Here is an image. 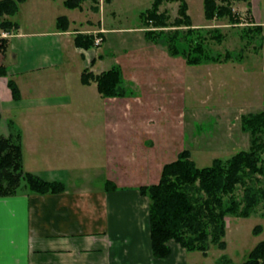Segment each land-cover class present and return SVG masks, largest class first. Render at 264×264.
<instances>
[{
    "label": "crops",
    "instance_id": "0c3cea01",
    "mask_svg": "<svg viewBox=\"0 0 264 264\" xmlns=\"http://www.w3.org/2000/svg\"><path fill=\"white\" fill-rule=\"evenodd\" d=\"M54 5L63 6V0H24L19 12H44L26 20L41 24ZM57 17L47 19L54 25L49 30H26V24L17 22L18 29L11 32L8 77H0V137L9 135L11 122L21 134L23 169L62 183L65 190L38 195L23 189L0 198V264H180L173 260L174 249L184 253L177 244H170V260L153 257L148 199L137 190L157 184L163 166L172 161L164 160L162 144H147L153 139L146 134L152 119L148 113L162 92L153 83L140 86L139 104L134 105L143 112L117 115L115 101L120 98L102 97L95 82L83 84L82 71L97 75L118 65L124 73L130 61L140 66L139 54L132 60L127 44L117 57L115 51L109 58L99 55L88 66L85 50L75 46L72 36L81 32L73 31L71 23L68 31L56 29ZM102 30L104 43L109 33L119 31ZM117 44L115 39L112 45ZM153 54L146 60L162 56ZM8 78L18 87V101L12 99ZM90 101L100 130H84ZM117 123L123 126L116 129ZM132 123L133 131L126 127ZM107 183L117 189L106 190Z\"/></svg>",
    "mask_w": 264,
    "mask_h": 264
},
{
    "label": "rangeland",
    "instance_id": "374dc122",
    "mask_svg": "<svg viewBox=\"0 0 264 264\" xmlns=\"http://www.w3.org/2000/svg\"><path fill=\"white\" fill-rule=\"evenodd\" d=\"M151 2L152 0H112L109 5L98 0L97 6L94 0H86L75 9L54 5L50 11L45 12V21L41 24L26 20L34 17V14L43 17L44 12L25 9L22 12L18 9L10 20L16 24H26L22 26L26 30H49L54 26L52 22L55 16L70 17L71 21L67 19L69 25H73V31L92 35L94 39L102 38L98 47L93 45L89 50L83 49L88 66L99 55L109 58L112 51H115L114 55L117 57L123 50V45L128 44L124 49L130 51L132 60L137 52L140 66L135 67L130 61L129 66H125L124 73L119 67L127 94L113 98L128 100L115 101L116 114L122 111L123 115H127L129 111L139 116L143 109L139 107L138 110L134 103L139 104L138 99L142 94L140 86L145 88L146 84H156L162 97H159L158 105L152 106L153 113H148V117L152 119L148 124L149 133L146 134L148 139H153L147 140V144L150 143L148 147L155 142L162 144L165 161L176 160L182 150L188 149L196 167L204 168L210 166L214 159L225 162L237 152L247 151L251 145V135L242 129L241 118L248 114L264 113V0L233 1L230 8L236 14L237 21L227 17L207 20L204 17L203 0H185L190 27L172 26L174 19L178 18L179 3L163 2L159 12H164L171 27L157 29L152 28L154 26L147 24L143 18L151 8ZM217 2L221 4L218 0ZM48 18L52 20L51 23L47 21ZM103 27H113L119 31L109 33L104 43ZM55 28L57 29L56 23ZM189 28L195 31L190 36L186 34ZM174 31L179 33L176 42H173L176 48L186 46L188 40L196 39L204 44L208 54L219 60L189 65L184 55H172L170 49L173 46L169 47L165 41ZM151 33L158 34L151 36ZM115 39L119 40L117 46L112 45ZM124 39L128 42L123 44ZM155 52L162 56L159 55L158 60H146L147 56L150 57ZM91 102L86 108L89 121L83 126L84 130L96 131L101 128L96 118L91 117L90 111L95 109ZM122 126L123 124L117 123L116 129ZM126 127L133 131L134 123ZM262 140L264 141V135ZM261 157L264 158V153ZM250 184L264 189V174L253 176ZM23 188L24 184H21L20 189ZM234 195L237 199H242L243 187L238 186ZM263 203L261 201L249 217L225 216V235L222 238L225 242L224 249L211 242L205 255L199 251L186 252L184 249V253L180 254L174 249V262L242 263L248 253L264 240V218L261 215L264 212ZM257 226H261L260 232L257 231ZM170 243L176 244L173 241Z\"/></svg>",
    "mask_w": 264,
    "mask_h": 264
},
{
    "label": "trees",
    "instance_id": "16d2710c",
    "mask_svg": "<svg viewBox=\"0 0 264 264\" xmlns=\"http://www.w3.org/2000/svg\"><path fill=\"white\" fill-rule=\"evenodd\" d=\"M24 0H0V32L11 33L18 29V24L11 21ZM86 0H63L69 9L79 8ZM110 4L112 0H103ZM178 2V18L174 27H190V17L186 14L185 0H152L151 8L143 15L152 28L171 27L164 12H159L163 2ZM203 0L204 17L207 20L229 18L236 20L230 5L233 1L250 0ZM98 6V0H94ZM9 17V18H8ZM58 30L68 31L66 17L56 19ZM149 27V26H147ZM195 32L186 30L188 36ZM151 33L149 35H157ZM160 36L163 34L159 33ZM177 35V36H176ZM178 32L173 33L165 43L173 46L172 55L182 54L186 63L197 65L202 61H218L205 51L204 44L196 39L188 40L186 46L175 47ZM77 48L89 50L94 45L92 35L78 33L74 37ZM168 47V48H169ZM8 39L0 38V77H8L9 57ZM227 57V56H226ZM95 82L97 90L104 98L123 97L127 94L119 67L93 75L83 70L81 82L85 85ZM7 87L12 99L18 101L20 93L15 82L8 78ZM1 119V115H0ZM242 129L251 135V145L247 151H239L223 162L214 159L208 167L197 168L188 149L182 150L176 160L163 166L157 184L137 188L141 196L148 199L147 225L150 249L155 259H168L172 254L170 242L173 241L186 252L199 251L206 254L209 242L220 249L225 248L222 238L225 235V216L249 217L256 206L264 201V189L250 184L255 175L264 174V113L248 114L241 118ZM9 135L0 137V198L19 194L23 189L30 194H59L65 186L59 182H47L36 175L26 172L22 165L21 134L11 122H8ZM21 184L24 188L21 190ZM238 186L243 187L242 199L234 195ZM117 189L107 183L106 190ZM227 198V200H225ZM264 207V203H263ZM264 218V212L261 214ZM260 232L261 226H257ZM223 259V258H222ZM227 264H232L226 261ZM240 264H264V240L259 242Z\"/></svg>",
    "mask_w": 264,
    "mask_h": 264
},
{
    "label": "built area",
    "instance_id": "2783aa9c",
    "mask_svg": "<svg viewBox=\"0 0 264 264\" xmlns=\"http://www.w3.org/2000/svg\"><path fill=\"white\" fill-rule=\"evenodd\" d=\"M9 37H10V34L8 32H6V31H1L0 32V38H9ZM101 41H102V38L95 37L94 46L98 47L100 45Z\"/></svg>",
    "mask_w": 264,
    "mask_h": 264
}]
</instances>
